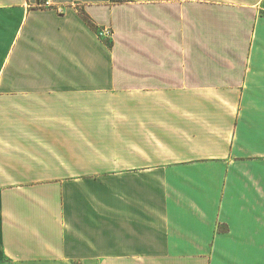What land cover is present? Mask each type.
Segmentation results:
<instances>
[{"label":"crops","instance_id":"1","mask_svg":"<svg viewBox=\"0 0 264 264\" xmlns=\"http://www.w3.org/2000/svg\"><path fill=\"white\" fill-rule=\"evenodd\" d=\"M36 3L0 0V264H264V0Z\"/></svg>","mask_w":264,"mask_h":264},{"label":"rangeland","instance_id":"2","mask_svg":"<svg viewBox=\"0 0 264 264\" xmlns=\"http://www.w3.org/2000/svg\"><path fill=\"white\" fill-rule=\"evenodd\" d=\"M101 30H104V28L103 29H98L97 30V33H98V35H99V31H101ZM108 31H109V29H107ZM110 32V31H109ZM110 34V33H109ZM100 36V35H99ZM101 38H105V37H102V36H100ZM106 37H108V36H106ZM108 40V39H107ZM15 64H10V65H8V67L6 68V72H7V74H9V73H13V75H15L16 74V76H24L25 74L24 73H19V72H15ZM235 66H236V69H234V72L235 73H237V72H239V69L237 68V66H238V64H235ZM236 77H237V74H236Z\"/></svg>","mask_w":264,"mask_h":264},{"label":"built area","instance_id":"3","mask_svg":"<svg viewBox=\"0 0 264 264\" xmlns=\"http://www.w3.org/2000/svg\"><path fill=\"white\" fill-rule=\"evenodd\" d=\"M52 5V0H37L36 6L38 7H48ZM109 31L107 29L99 31V35L102 37H106L109 35Z\"/></svg>","mask_w":264,"mask_h":264},{"label":"trees","instance_id":"4","mask_svg":"<svg viewBox=\"0 0 264 264\" xmlns=\"http://www.w3.org/2000/svg\"><path fill=\"white\" fill-rule=\"evenodd\" d=\"M83 19L84 21L94 30H96L95 26L92 24V22L90 21V19L88 18V16L83 15Z\"/></svg>","mask_w":264,"mask_h":264}]
</instances>
